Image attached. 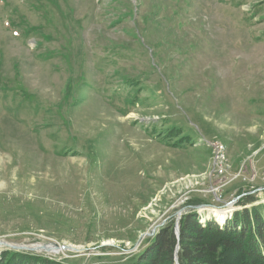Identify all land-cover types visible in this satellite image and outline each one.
Listing matches in <instances>:
<instances>
[{
    "label": "rangeland",
    "instance_id": "374dc122",
    "mask_svg": "<svg viewBox=\"0 0 264 264\" xmlns=\"http://www.w3.org/2000/svg\"><path fill=\"white\" fill-rule=\"evenodd\" d=\"M215 139L243 171L216 194ZM254 187L264 203V0H0V240L81 249L10 250L133 264L187 200Z\"/></svg>",
    "mask_w": 264,
    "mask_h": 264
},
{
    "label": "trees",
    "instance_id": "16d2710c",
    "mask_svg": "<svg viewBox=\"0 0 264 264\" xmlns=\"http://www.w3.org/2000/svg\"><path fill=\"white\" fill-rule=\"evenodd\" d=\"M256 189H238L236 197L241 196L238 202L241 207L253 206L237 211L223 226L200 220L194 207L211 204L208 200L199 197L187 200L182 206L188 210L180 223V237L174 224H167L133 264H176L178 246L179 264H264V203L250 194ZM0 264L59 263L33 253L4 250L0 253Z\"/></svg>",
    "mask_w": 264,
    "mask_h": 264
},
{
    "label": "water",
    "instance_id": "95a60500",
    "mask_svg": "<svg viewBox=\"0 0 264 264\" xmlns=\"http://www.w3.org/2000/svg\"><path fill=\"white\" fill-rule=\"evenodd\" d=\"M258 189H256L255 191L253 192H256ZM241 196L239 197H236L234 200H232L231 202L225 204L227 207L228 206H234V203L237 202V200L240 199ZM198 208L200 209H203V210H208L209 208H212V209H218V206H215L213 204H203V205H199L197 207H194V209H197ZM155 232V230H154ZM175 233L177 235V237L179 238L180 237V230H179V226H176L175 228ZM149 233L147 234H143V236H146L148 235ZM150 235V234H149ZM151 236V235H150ZM48 245H52L53 247L55 248H60L62 250H70V251H74V252H79L81 251V249L79 248H76V247H72V246H65V245H58L57 243L55 242H52V243H49V244H46V245H43V244H40V245H35V246H39V247H46ZM0 248H2L1 250H10V249H13V250H23V251H31V252H36V251H40V250H43V249H37V248H34V246L30 247V246H27V245H23V244H14V243H9L5 240H0ZM5 248V249H3ZM0 250V251H1ZM46 250V249H45ZM178 250H179V246L177 247L176 249V257H175V261H176V264H179V261H178ZM47 251V250H46ZM1 253V252H0Z\"/></svg>",
    "mask_w": 264,
    "mask_h": 264
},
{
    "label": "built area",
    "instance_id": "2783aa9c",
    "mask_svg": "<svg viewBox=\"0 0 264 264\" xmlns=\"http://www.w3.org/2000/svg\"><path fill=\"white\" fill-rule=\"evenodd\" d=\"M212 144H213V149L216 150V159L213 160L215 161V173L213 174V176L215 177L214 178L215 183L213 184V186H218V188L213 189V191L216 194L218 189L221 190L222 187H226L229 185V179H238L239 176L243 174V171L241 172V174L240 173L232 174L231 178L228 177L229 173H223V158H221L222 148L220 147V145L216 143V139L212 140ZM204 191L205 189L201 190V192Z\"/></svg>",
    "mask_w": 264,
    "mask_h": 264
},
{
    "label": "bare ground",
    "instance_id": "6f19581e",
    "mask_svg": "<svg viewBox=\"0 0 264 264\" xmlns=\"http://www.w3.org/2000/svg\"><path fill=\"white\" fill-rule=\"evenodd\" d=\"M218 145H220V147L222 148L221 149V158H223V170L226 168V164L228 163V159H227V155H226V150L225 148L218 142H216ZM215 153H216V150H215ZM233 209V206H224V207H218V209H212V208H209L207 211H210V212H215L218 216L222 217V218H226V214L229 213L230 211H232ZM198 210L200 211H203V209H200L198 208ZM227 212V213H226ZM210 214V213H208ZM220 219V218H219ZM32 247V246H30ZM34 248H37V249H43V250H47L46 252H49V253H52V254H59L61 249L60 248H55L53 247L52 245H48L46 247H37V246H34ZM66 252V251H65Z\"/></svg>",
    "mask_w": 264,
    "mask_h": 264
}]
</instances>
